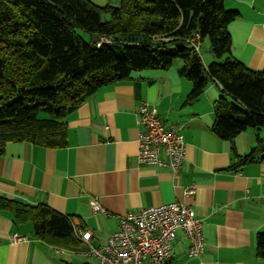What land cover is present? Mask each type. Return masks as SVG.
<instances>
[{"label": "crops", "instance_id": "0c3cea01", "mask_svg": "<svg viewBox=\"0 0 264 264\" xmlns=\"http://www.w3.org/2000/svg\"><path fill=\"white\" fill-rule=\"evenodd\" d=\"M94 1L116 5L120 0ZM225 7L240 12L229 25L232 54L264 70V0H225ZM201 56L206 65L216 61ZM182 66L175 61L169 69L136 71L100 88L66 116L65 147L8 142L0 156V194L71 217L78 238L90 230L94 246L107 243L119 229V216L183 201L204 221L206 249L200 257L191 256L180 230L165 264H264L256 246L264 232V153L234 168L238 157L264 138L261 128L250 127L233 140L216 135L219 86L211 81L196 101L186 103L192 83ZM144 101L185 139L186 158L175 171L138 161L137 107ZM190 186L195 192L187 196ZM94 199L104 210H92ZM32 230L31 223L16 224L10 211H0V264H97L81 241L79 246L67 239L48 243ZM14 234L25 238L14 242Z\"/></svg>", "mask_w": 264, "mask_h": 264}, {"label": "trees", "instance_id": "16d2710c", "mask_svg": "<svg viewBox=\"0 0 264 264\" xmlns=\"http://www.w3.org/2000/svg\"><path fill=\"white\" fill-rule=\"evenodd\" d=\"M239 16V11L226 9L225 0H120L116 5L0 0V156L8 142L67 146L66 116L96 91L136 71L169 69L179 58L182 74L192 83L186 103L196 101L211 81L219 86L212 127L216 135L233 140L250 127H264V70L232 54L229 25ZM196 34L200 45L209 39L218 61L204 63L190 44ZM102 36L111 42L99 46ZM259 142L238 157L234 168L264 153V138ZM1 210L10 211L16 224L31 223L39 240L81 243L72 218L46 204L0 194ZM256 246L264 259V232Z\"/></svg>", "mask_w": 264, "mask_h": 264}, {"label": "built area", "instance_id": "2783aa9c", "mask_svg": "<svg viewBox=\"0 0 264 264\" xmlns=\"http://www.w3.org/2000/svg\"><path fill=\"white\" fill-rule=\"evenodd\" d=\"M104 42H111V38L102 36L98 45ZM190 44L200 52L199 34L192 37ZM137 114L138 123L142 126L138 136V161L168 166L174 171L181 168L186 158V142L179 130L166 127L165 121L148 102L138 105ZM194 192L195 186L184 190L187 196ZM90 203L94 212L104 210L98 200H91ZM118 220L119 229L100 246L90 243V230L79 234V240L87 246L86 253L97 264H165L173 255V243L180 230L189 241L191 256L200 257L205 252L204 221L193 207L183 201L145 207L121 215ZM22 238L25 236L14 234L12 240L15 242Z\"/></svg>", "mask_w": 264, "mask_h": 264}, {"label": "rangeland", "instance_id": "374dc122", "mask_svg": "<svg viewBox=\"0 0 264 264\" xmlns=\"http://www.w3.org/2000/svg\"><path fill=\"white\" fill-rule=\"evenodd\" d=\"M110 15L106 14L104 15V19H109ZM79 33L86 39H90V36L87 32L83 31V30H79ZM114 49L116 50L117 54L119 56H121V49L118 46H114ZM200 53L201 55H205L206 59H208V57L212 56L213 58H215V60H219L217 59V57L214 55V52L212 51V47H211V43L209 41V39H206L203 41L202 45H201V49H200ZM176 61H182V59H177ZM261 131H262V136H264V127H261Z\"/></svg>", "mask_w": 264, "mask_h": 264}, {"label": "water", "instance_id": "95a60500", "mask_svg": "<svg viewBox=\"0 0 264 264\" xmlns=\"http://www.w3.org/2000/svg\"><path fill=\"white\" fill-rule=\"evenodd\" d=\"M95 37V39L93 40V42H96L97 40H98V36H94ZM188 42L187 41H178V42H176V44H187Z\"/></svg>", "mask_w": 264, "mask_h": 264}]
</instances>
